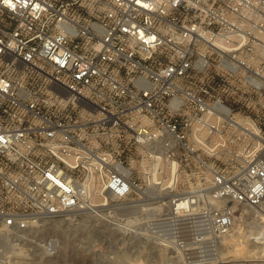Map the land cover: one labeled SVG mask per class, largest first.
<instances>
[{
	"label": "built area",
	"instance_id": "obj_1",
	"mask_svg": "<svg viewBox=\"0 0 264 264\" xmlns=\"http://www.w3.org/2000/svg\"><path fill=\"white\" fill-rule=\"evenodd\" d=\"M261 9L0 0L1 257L29 237L52 256L57 239L33 234L65 214L124 215L168 247L198 206L213 243L262 204Z\"/></svg>",
	"mask_w": 264,
	"mask_h": 264
},
{
	"label": "rangeland",
	"instance_id": "obj_2",
	"mask_svg": "<svg viewBox=\"0 0 264 264\" xmlns=\"http://www.w3.org/2000/svg\"><path fill=\"white\" fill-rule=\"evenodd\" d=\"M261 19L264 34V0ZM208 211L209 207L198 206L191 221H185L182 231L176 233L184 244L168 247L148 245L141 234L147 233L144 227L138 234L132 232L124 215L65 214L46 221L45 230L33 234L38 238L55 237L58 245L55 254L46 258L40 247L31 243L34 238L29 237V241L21 239L19 248H9L2 258L0 236V261L4 260L5 264H261L264 240L256 237L264 230V201L254 207L238 205L231 229L225 234H213V243L204 240V213ZM118 217L123 220L117 221ZM27 253L32 260L26 258Z\"/></svg>",
	"mask_w": 264,
	"mask_h": 264
},
{
	"label": "bare ground",
	"instance_id": "obj_3",
	"mask_svg": "<svg viewBox=\"0 0 264 264\" xmlns=\"http://www.w3.org/2000/svg\"><path fill=\"white\" fill-rule=\"evenodd\" d=\"M184 204H185V201H184V199H183V201H182ZM140 233V232H139ZM136 234H138V232L136 233ZM141 234H143V233H141ZM144 237V236H143ZM257 239H261V240H264V230H262V232H260V236H258V237H256ZM258 241V240H257ZM58 247V246H57ZM263 254H264V246H262L261 247V250H260ZM15 252V251H14ZM56 252H57V249H56ZM55 252V253H56ZM54 253V254H55ZM181 255V254H180ZM204 257H207L206 255L204 256ZM201 259V258H200ZM182 260V259H181ZM197 260V259H196ZM183 261V260H182ZM187 262V261H186ZM259 263H261V264H264V259H260V262Z\"/></svg>",
	"mask_w": 264,
	"mask_h": 264
}]
</instances>
